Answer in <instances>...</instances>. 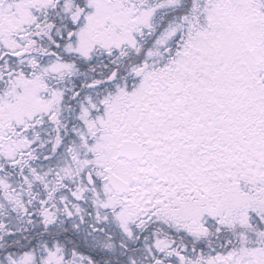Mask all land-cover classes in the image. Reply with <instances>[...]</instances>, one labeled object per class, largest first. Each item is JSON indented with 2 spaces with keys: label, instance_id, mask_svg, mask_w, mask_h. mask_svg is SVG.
Segmentation results:
<instances>
[{
  "label": "snow or ice",
  "instance_id": "1",
  "mask_svg": "<svg viewBox=\"0 0 264 264\" xmlns=\"http://www.w3.org/2000/svg\"><path fill=\"white\" fill-rule=\"evenodd\" d=\"M0 264H264V0H0Z\"/></svg>",
  "mask_w": 264,
  "mask_h": 264
}]
</instances>
